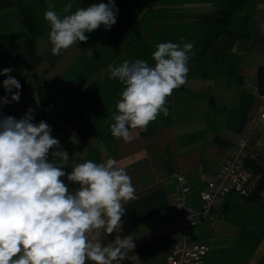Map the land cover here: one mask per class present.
<instances>
[{"label": "crops", "instance_id": "0c3cea01", "mask_svg": "<svg viewBox=\"0 0 264 264\" xmlns=\"http://www.w3.org/2000/svg\"><path fill=\"white\" fill-rule=\"evenodd\" d=\"M47 2H50L47 8L49 5L54 6L53 9L59 6V0ZM203 7L200 13L192 10L193 14L189 17V21L197 23L200 34L170 35L164 41L194 45L189 54L186 83L167 97L169 115L164 117L159 114L146 129L131 130L134 136L131 142L111 135L112 116L117 112L116 104L124 85L117 79L109 78L110 68L119 66L125 60L136 59L153 65L152 54L158 40L149 44L143 42V39H148L145 35H109V42L104 46L108 48L101 52L100 69L93 68L86 76H81L82 70L77 71L78 84H73L71 80L62 82L65 71L52 80L45 78L42 72L33 73L35 80L31 81L21 42L5 43L3 40L10 33H15L14 29L23 31L18 11L7 12L9 8L0 10V71L11 68V76L16 79L26 77L27 80L26 92L20 95L18 103L0 106V118L12 116L20 119L31 108L32 122L38 124L43 121L32 90L36 84H50V90L56 95L50 107L53 113L61 111L70 102L80 107L77 94L91 82L98 85L99 91L93 104L81 107L96 134L89 137L77 135L73 129L76 125L74 121L72 125L62 122L60 127L45 122L52 129L51 135L59 140L60 150L69 154L67 162H59L66 174L86 160L101 163L113 158L131 177L136 199L125 205L121 230L106 235L104 239V243H108L116 235L121 238L132 236L135 247L119 264H166L172 247L175 171L184 172L190 188L189 200L195 210L200 207V192L239 137L247 139L248 158L262 170L256 173L245 166L249 171L247 187L250 194L261 174H264V130L256 127L257 117L264 111V96L256 89L257 69L264 66V0L246 1L243 13L248 18V35L245 38L234 40L223 55L211 51L201 58L198 51L200 19L211 11ZM15 21L19 23L10 26L9 23ZM226 41V37L221 35L214 49L222 48ZM88 45L90 47L92 43ZM119 45L122 47L118 48ZM214 56H218V62L214 61ZM6 78L0 76V98L7 95L10 99L11 94L3 89ZM49 161L52 162L51 152ZM61 179L70 190L78 188L66 176ZM217 216L214 222L197 220L194 226V241L208 246L204 263L264 264V187L255 200L231 193Z\"/></svg>", "mask_w": 264, "mask_h": 264}, {"label": "clouds", "instance_id": "9594fccd", "mask_svg": "<svg viewBox=\"0 0 264 264\" xmlns=\"http://www.w3.org/2000/svg\"><path fill=\"white\" fill-rule=\"evenodd\" d=\"M53 7L44 13L53 56L86 42L85 33L102 25L110 29L118 14L114 0L74 12L71 2L59 12ZM193 47L159 43L153 65L136 59L110 68L109 78L124 85L110 124L113 137L131 142V130L146 129L159 114L169 115L167 97L186 83ZM12 71H0L7 77L3 89L11 94L0 98V106L20 100L22 86ZM32 113L29 108L20 119L0 118V264H119L135 247L132 236L104 239L121 230L125 205L136 199L131 177L113 158L86 160L66 174L59 162L69 160L68 152L60 150L49 124L32 122ZM65 176L78 188L70 190L61 179Z\"/></svg>", "mask_w": 264, "mask_h": 264}, {"label": "trees", "instance_id": "16d2710c", "mask_svg": "<svg viewBox=\"0 0 264 264\" xmlns=\"http://www.w3.org/2000/svg\"><path fill=\"white\" fill-rule=\"evenodd\" d=\"M25 1V2H24ZM38 0H0V10L8 9L13 6L17 7L19 20L22 24L23 31L10 33L3 38L5 43L18 40L22 44L23 55L27 63L28 72L33 71L34 67L40 62L41 57L38 55L37 39L41 36L43 30L38 22V12L35 11ZM81 8H87L92 4L107 3L108 0H74ZM142 0H114V7L118 9L116 23L122 17L129 16L132 11L141 3ZM247 0H216L212 12L200 19L201 37L198 44V51L203 58L210 54H222L227 51L236 39L245 38L247 33L248 18L243 13ZM40 2V1H39ZM113 26V25H112ZM223 35L227 41L220 49H214V44L218 38ZM230 45V46H229ZM215 62H218V56H214ZM21 84L20 95L26 92L27 80L25 78L17 79ZM257 92L264 96V66H259L256 74ZM16 90L13 89V92ZM99 91L98 85L91 82L77 94V101L68 103L61 111L53 113L51 104L54 102L56 95L50 90V84L42 83L35 85L36 99L42 120L60 127L64 124L76 123L73 129L77 135L89 137L96 134V130L86 119V115L81 107H89L93 104ZM76 101V102H77ZM253 172H262L259 165H255L247 158L246 167ZM247 167V168H248ZM264 187V174H261L257 185L252 194L246 196L255 200Z\"/></svg>", "mask_w": 264, "mask_h": 264}, {"label": "rangeland", "instance_id": "374dc122", "mask_svg": "<svg viewBox=\"0 0 264 264\" xmlns=\"http://www.w3.org/2000/svg\"><path fill=\"white\" fill-rule=\"evenodd\" d=\"M47 1L50 0H38L36 2L35 11L38 12V22L41 24L43 30L41 36L37 39L38 55L41 59L34 67L33 71H27L28 76L30 75L29 80H35L33 73L42 72L45 78L52 80L62 71H65V73L62 74V82L71 80L73 84H78L79 78H77V71L82 70L81 76H86L90 75L93 68L100 69L101 52H104L108 48V46H104L109 42V35H145L148 39L152 36V40L148 41V39H143V42L152 44L153 41L158 40L155 42L156 45L164 42L165 38H170V35H198L200 33H198L199 28L197 27V23L189 21V17L193 14L192 10L200 13L199 11L204 9L203 6H205L212 12L216 0L212 3L211 0H142L129 16L122 17L118 24H114L110 29L105 30L102 25L91 33H85L88 38L90 37L89 42L92 43V46L89 47L88 41H77L69 49L62 50L61 54L58 56L52 55V45L48 40L50 26L44 19V13L48 10L46 6L50 4V2ZM69 2L73 5L72 12L81 8L74 0H59V6L53 10L59 12V10ZM14 9H17V7L13 6V8H9L6 11L12 12ZM207 13L208 12H205V14ZM67 14L70 13H65L63 15ZM9 18H12V16ZM16 23L18 24L19 22L15 21L9 24L10 26H15ZM14 32H17L16 29H14ZM123 42L124 39L122 40V43ZM134 42L137 41L135 40ZM121 47L122 46L119 45L118 48ZM79 50L82 52H79ZM97 51H99L98 55L95 56ZM113 53L110 55H113ZM54 67L56 68L53 71ZM31 81L28 82L31 83ZM32 90L36 99L35 89Z\"/></svg>", "mask_w": 264, "mask_h": 264}, {"label": "built area", "instance_id": "2783aa9c", "mask_svg": "<svg viewBox=\"0 0 264 264\" xmlns=\"http://www.w3.org/2000/svg\"><path fill=\"white\" fill-rule=\"evenodd\" d=\"M256 127L264 130V111L256 120ZM248 142L239 137L215 175L200 192V207L195 210L189 200L190 188L182 171H175V195L173 198L172 247L166 264H205L208 246L194 241L197 220H217L227 197L231 193L248 195L249 171L245 168L248 158Z\"/></svg>", "mask_w": 264, "mask_h": 264}]
</instances>
